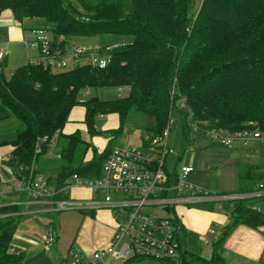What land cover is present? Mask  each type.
<instances>
[{"label": "trees", "instance_id": "16d2710c", "mask_svg": "<svg viewBox=\"0 0 264 264\" xmlns=\"http://www.w3.org/2000/svg\"><path fill=\"white\" fill-rule=\"evenodd\" d=\"M9 9L23 30L51 34L55 49L64 53L70 37L114 35L130 38L115 50L105 69L91 66L52 71L42 64H27L5 75L0 66V148L12 147L5 165L20 180L48 169L57 174V189L73 174L97 178L112 149L102 155L76 131L67 135L72 110L85 109V124L91 136L99 115H116L121 121L108 135L117 139L130 112L154 119L152 137L160 135L174 112L182 117L180 160L196 140L187 125L205 121L209 127L230 132L264 130V0H0V12ZM62 39V40H61ZM102 88L127 89L125 96L103 101ZM88 91L95 96L80 102ZM185 99L186 109L178 103ZM47 137L42 143L40 139ZM57 137L60 159H47L50 142ZM214 142V141H213ZM150 141L145 140L148 146ZM40 152L37 153V149ZM93 157L86 161L89 151ZM54 165V167H49ZM35 171V172H36ZM49 180V179H48ZM264 181V164L243 167L240 193L254 191ZM49 182H51L49 180ZM232 222L205 259L184 247L180 264H225L221 254L230 232L239 224L264 225V215L252 202L233 204ZM19 206L0 208V264H25L22 254L10 252L21 215ZM177 236L185 246V230L176 220ZM132 258L122 264H143ZM161 264H174L164 261Z\"/></svg>", "mask_w": 264, "mask_h": 264}, {"label": "built area", "instance_id": "2783aa9c", "mask_svg": "<svg viewBox=\"0 0 264 264\" xmlns=\"http://www.w3.org/2000/svg\"><path fill=\"white\" fill-rule=\"evenodd\" d=\"M29 35L25 41L27 48L38 52V56L31 59L30 63L42 64L52 71H66L82 66L105 69L110 64L114 51L125 46L123 43H114L94 51L84 47L69 49L67 46L62 53L61 49H55L50 33L35 30ZM5 57L6 52L0 45V66ZM178 107L186 109L185 99L178 103ZM174 124L172 115L166 129L160 135L152 137L148 146L139 148L113 146L97 178H84L79 174H73L60 189L52 186L43 173L36 171L35 166L28 167L29 176L26 182L19 181L13 185L17 191L25 193L27 199L2 207L22 208L44 204L49 207V213L74 210L95 213L104 210L109 211L117 219L112 243L108 248L87 256L81 249L72 247L60 264H108L111 259L124 263L132 258H140L145 262L155 261L159 264L164 261L180 264L181 252L185 246L177 236V217L173 213L177 206L259 201L264 199V183L257 185L254 191L235 195H217L194 186L187 181V177L194 169L184 163L186 153L180 160L181 151L177 152L170 146ZM187 125L193 140L202 137L225 147L237 143L264 145V130L244 129L230 132L223 128H210L207 122L194 121L190 117L187 119ZM47 140V137L40 139L42 143ZM56 140L57 137H54L50 142L46 158L60 159ZM39 152L40 148L37 149V153ZM75 188L89 189L92 192L91 198L73 197L70 192ZM3 193L5 191L1 195ZM253 207L257 213L264 215V207L259 205ZM166 209H169V212ZM8 215L11 214L0 217ZM13 215L25 214L19 211ZM215 233L214 229L209 230L210 235ZM55 241L56 233L49 229L44 244L46 247L52 246ZM204 241L209 243L205 239Z\"/></svg>", "mask_w": 264, "mask_h": 264}, {"label": "crops", "instance_id": "0c3cea01", "mask_svg": "<svg viewBox=\"0 0 264 264\" xmlns=\"http://www.w3.org/2000/svg\"><path fill=\"white\" fill-rule=\"evenodd\" d=\"M30 37L29 33L25 32L20 25V23L15 19L14 14L11 10L6 9L0 12V45L6 52V57L4 59V66L6 71H11L8 78L11 76L14 70L19 67L25 66L30 63V60L37 57L35 50L28 49L25 41ZM86 93H90L89 91ZM77 106L75 108H80ZM83 108V107H81ZM75 110V109H74ZM85 112V109L83 108ZM80 113L77 112L73 115L71 122L67 124V129L64 133L67 135L75 133L78 126L76 122L82 118L79 116ZM71 116V115H70ZM110 118H118L116 115H107ZM66 128V127H65ZM116 128V126L114 127ZM88 134V133H87ZM85 134L89 137V135ZM99 137H96V139ZM100 139V138H99ZM84 140V139H83ZM101 140V139H100ZM118 139H113L109 137L107 141L103 140L101 146H97V149L105 150V148L113 147L115 145L124 146L117 141ZM86 141V140H85ZM88 142V140L86 141ZM144 140H142V146L144 145ZM201 145L204 149L214 148L216 151L221 149L222 146L216 142L208 140L206 138L199 137L196 139L195 145ZM109 147V148H110ZM108 148V149H109ZM139 148V147H138ZM0 208L4 205L12 203H20L27 199L25 193L17 191L13 185L16 182H21L16 178L12 170L7 167L4 163L7 160L9 154L13 150L12 147H2L0 148ZM90 154V156H88ZM86 157V161H90L93 157L92 151H89ZM233 155L241 154L242 157L248 159L247 166L257 164L258 158L255 157L252 151H233ZM91 157V159H90ZM47 159H53L47 157ZM247 161V160H246ZM185 163V161H184ZM186 165L192 166L194 173L196 170L204 169V167H194L193 162L191 164L185 163ZM236 168L238 170H236ZM234 171H238V174H234L232 181L235 186L234 189H227L224 181L222 180L221 174H217L214 178L215 173L209 176V181L205 178L192 177L190 182L203 190L212 192L217 195H235L240 193V172L243 167H236ZM49 169L47 167L46 172L43 174L51 181L52 186H57L56 179H52L49 176ZM52 172V171H50ZM191 173V174H192ZM190 174V175H191ZM54 182V183H53ZM3 195L2 192H4ZM72 191L76 193L86 192V197H79L75 194L72 195ZM70 194L79 199L91 198L92 192L86 188H75ZM254 205H259L264 207V199L252 202ZM234 205L232 203H204L195 205H180L175 208L173 213L180 222V225L185 230V248L188 249V238L198 237L199 240L206 245V247L213 250V245L218 242L227 228V226L232 222V209ZM22 219L17 227L13 241L10 245V252L13 254H22L24 256L25 264H60L61 260L66 257L68 252L72 247H77L82 250L87 256L93 255L96 251L108 248L116 230L117 219L109 211H98L92 213H84L82 217V230L92 231L95 230V243L91 245L82 241L79 234H77L71 243L68 245L61 243L59 245L58 241V230L53 227L56 233V241L52 246H45V240L50 226H43L39 222L35 221L38 215L48 214L49 207L46 205H29L23 206L21 208ZM88 214H93L89 216ZM214 229L215 234L210 235L209 230ZM40 234V235H39ZM210 237L211 241L207 238ZM207 240L209 243H205ZM57 242V243H56ZM52 248V249H51ZM208 250H201L195 253L205 259H209L211 253ZM222 257L225 264H264V225L258 228H251L243 224L237 225L230 232L226 238L224 245L221 250ZM108 264H122L121 261L116 259H111ZM147 264V263H143Z\"/></svg>", "mask_w": 264, "mask_h": 264}, {"label": "rangeland", "instance_id": "374dc122", "mask_svg": "<svg viewBox=\"0 0 264 264\" xmlns=\"http://www.w3.org/2000/svg\"><path fill=\"white\" fill-rule=\"evenodd\" d=\"M201 0H195V9H198L200 6ZM131 39L126 37H118L114 35H98V36H92V37H70L67 39V46L69 49L75 48V47H84L90 51H94L95 49L101 48L106 45L114 44V43H123L128 44L130 43ZM35 53L38 52L35 50ZM11 71H6L5 75L8 78ZM90 93H83L79 95L78 99L80 102H83L85 100H88L89 98L95 96V92L89 91ZM127 89H117V88H102L99 90L98 96L101 100L109 102L114 101L118 99L119 97H123L127 94ZM81 106V105H79ZM83 107V106H81ZM74 108L72 110L69 122H71V119L73 118V115L77 112L80 113L81 120H78L76 122V126H78L77 131L80 133L82 139L84 141L88 140L89 145H92L94 148H96L97 153L99 155H102L105 150L97 149V146H101V144L104 141H107V139L110 137L108 135V131L110 130H117L121 126V121L119 118H110L107 117V115H99L95 118V129L99 132H101V135H94L91 136L87 125L85 124V112L83 111V108ZM173 118L175 121L174 126L171 130L170 135V146L175 149L177 152L181 151L183 148L182 144V117L178 115L177 113L173 114ZM11 123L9 121L7 122H1L0 123V130L6 129L9 127ZM154 125V119L145 117L137 112H130L127 116L126 120L123 124V132L121 135L117 138L119 143L121 145H124L126 147H141L142 140H148L150 141L152 138V134L149 132L150 129ZM116 126V128H114ZM68 126H66L65 129H67ZM76 132V131H75ZM88 133V134H87ZM85 134L89 135L86 136ZM96 137H99L96 139ZM203 144L195 145L191 149H188L186 152V155L183 158V161L185 163L191 164V161L193 162L194 167H204V169H200V171H195L191 175L187 177V181L190 182V179L192 177H199L203 179H207L209 181V176L213 173H215L214 178L217 174H221L222 180L224 181L226 188L229 190H232L235 188L232 181H230L233 178V175L236 173L235 170L236 167H246L248 164V159L241 156V154L233 155V151H252L255 155V157L258 158V163L253 165L255 167H259L264 164V145L260 143L251 144V145H243V144H235L230 147L225 146H219L222 147L218 151H216L214 148L211 149H204L202 148ZM9 147V146H8ZM91 150V149H90ZM1 151V150H0ZM92 151V150H91ZM90 156V154H88ZM91 159V157H90ZM247 160V161H246ZM7 161V160H6ZM172 162V161H171ZM54 167V165L49 166ZM236 170H238L236 168ZM242 170V168H241ZM49 176L52 177V179L57 178V174L54 172L49 171ZM22 182H26L27 179L24 177L20 178ZM54 183V182H53ZM191 183V182H190ZM258 183H264L263 180L258 181ZM72 195L75 194L79 197H86L87 193L79 192L76 193L75 191L71 192ZM85 215L81 211H66V212H59V213H48V214H40L36 218L35 221L39 222L43 226L45 225L50 226V229H53V227H56L58 230V237L60 242L58 241L59 245L61 243L68 245L73 241V238L79 234L82 241H85L87 244H94L95 243V230L92 229V231L82 230V217ZM89 216L93 214H88ZM55 229V228H54ZM53 229V230H54ZM40 235V234H39ZM209 241H211V238H207ZM57 243V242H56ZM52 249V248H51ZM188 249L191 252H200L201 250H208L210 248L206 247L204 243H202L198 237H189L188 238ZM212 256L213 250L210 249L209 251ZM211 256H208V258H211ZM147 264H159L155 261H146Z\"/></svg>", "mask_w": 264, "mask_h": 264}, {"label": "water", "instance_id": "95a60500", "mask_svg": "<svg viewBox=\"0 0 264 264\" xmlns=\"http://www.w3.org/2000/svg\"><path fill=\"white\" fill-rule=\"evenodd\" d=\"M167 212H169V209H166Z\"/></svg>", "mask_w": 264, "mask_h": 264}]
</instances>
